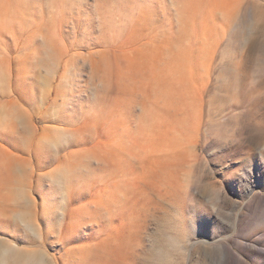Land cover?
<instances>
[{"label":"rangeland","instance_id":"1","mask_svg":"<svg viewBox=\"0 0 264 264\" xmlns=\"http://www.w3.org/2000/svg\"><path fill=\"white\" fill-rule=\"evenodd\" d=\"M13 248L0 264H264V0H0Z\"/></svg>","mask_w":264,"mask_h":264},{"label":"bare ground","instance_id":"2","mask_svg":"<svg viewBox=\"0 0 264 264\" xmlns=\"http://www.w3.org/2000/svg\"><path fill=\"white\" fill-rule=\"evenodd\" d=\"M7 253L10 254L9 257L7 256ZM18 257H20L19 251H16V249H14V248L11 249V250L10 249H8V250L0 249V263H6V261L8 259L9 260H13V261H15L17 263L18 262L17 260L19 259Z\"/></svg>","mask_w":264,"mask_h":264}]
</instances>
